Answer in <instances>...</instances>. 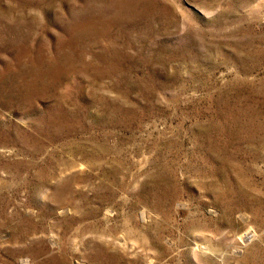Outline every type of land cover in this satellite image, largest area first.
Here are the masks:
<instances>
[{
  "label": "rangeland",
  "instance_id": "1",
  "mask_svg": "<svg viewBox=\"0 0 264 264\" xmlns=\"http://www.w3.org/2000/svg\"><path fill=\"white\" fill-rule=\"evenodd\" d=\"M0 264H264V0H0Z\"/></svg>",
  "mask_w": 264,
  "mask_h": 264
},
{
  "label": "bare ground",
  "instance_id": "2",
  "mask_svg": "<svg viewBox=\"0 0 264 264\" xmlns=\"http://www.w3.org/2000/svg\"><path fill=\"white\" fill-rule=\"evenodd\" d=\"M249 232V231H248Z\"/></svg>",
  "mask_w": 264,
  "mask_h": 264
}]
</instances>
